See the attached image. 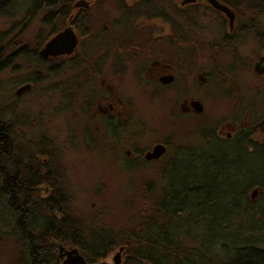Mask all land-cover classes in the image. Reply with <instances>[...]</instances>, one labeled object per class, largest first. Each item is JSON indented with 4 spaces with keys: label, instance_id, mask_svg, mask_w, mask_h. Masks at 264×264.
<instances>
[{
    "label": "rangeland",
    "instance_id": "374dc122",
    "mask_svg": "<svg viewBox=\"0 0 264 264\" xmlns=\"http://www.w3.org/2000/svg\"><path fill=\"white\" fill-rule=\"evenodd\" d=\"M84 1L93 5L92 9L86 10L87 18L94 16L98 22L115 25L121 18L118 9L121 5L116 0ZM239 5L242 7L239 20L248 26L239 34L233 33V44L217 52L218 65L229 73H209L206 84L196 73L195 95L200 96L205 105V112L200 116L189 117L178 109L181 91L177 88L162 91L154 83L153 74L147 77L144 73H134L141 69V57L128 59L120 67L116 54H106L103 73L96 75L95 87L90 73H77L89 69L87 65L72 68L71 63L75 61L60 58L51 64H43L32 59V55H17L11 57L6 69L0 72V124L9 127L11 146L18 152L22 149L33 153L40 162L59 167V179L69 198L70 213L85 227L97 231V235L105 234L114 240L108 257L99 264H115L113 259L122 247L125 249L121 252V264H125L126 256L135 250L134 237L139 235L141 222L153 215L155 202L166 188L165 179L175 175L174 167L165 169L172 159L184 153L202 151L210 141L209 133L225 138L242 127L255 129L256 140L264 143V67L260 66L264 62L261 42L264 40V13L257 14L255 21L253 14L245 16L243 12L248 9L246 6H250V1L244 0ZM81 11L76 9V14ZM27 12L26 7H20L13 16L0 20V47L4 48V58L24 46L34 50L39 43L43 45L52 37V26L43 22L45 11L34 18H30ZM196 17V63L199 68L208 60L207 54L216 53L214 46H211L214 50H209L210 46L204 41L219 44L225 38L227 28L221 27V20L209 11L200 10ZM253 23L256 27H252ZM121 29L116 26L113 32L122 36ZM102 32L100 27L97 31L99 38H109ZM108 44L100 41V45H104L100 47L101 56L107 52ZM66 70L69 73H64ZM25 87L28 88L19 93ZM107 101L116 103L120 110L121 103L126 104L129 110H122L124 118L101 117L98 105L103 104L101 112L108 114ZM106 122L116 125L113 131ZM161 143L168 145L164 158L146 162L144 155ZM191 161L187 163L190 173L201 175L210 184L215 181L217 170L204 169L197 156ZM176 165L180 167V163ZM218 187L221 194L216 189L208 190L203 207L208 214L206 221L216 220L222 225L209 226L211 223L207 222L208 226L204 224L196 228L194 223L190 224L191 230L201 235L204 245L213 252L215 264L228 259L221 244L230 249L237 244L241 247L252 244L264 249V230L248 233L243 227H228L222 223H236L238 220L226 214L222 196L232 186L222 179ZM239 187L243 189L242 184ZM254 190L258 189L252 188L250 197ZM260 195L259 191L255 199L251 198L255 204L260 202ZM2 204L4 217L10 220L6 202ZM189 211L196 216L192 207ZM155 217L164 221L162 214ZM259 217L243 219L249 220L248 227L254 230L263 226L264 217ZM10 221L2 232L4 236L5 231L12 229ZM185 238L180 235L176 243L187 252L197 247L195 241ZM16 250L13 240L1 239L0 262L19 264ZM58 252L60 254V248ZM201 255H205L204 249Z\"/></svg>",
    "mask_w": 264,
    "mask_h": 264
},
{
    "label": "trees",
    "instance_id": "16d2710c",
    "mask_svg": "<svg viewBox=\"0 0 264 264\" xmlns=\"http://www.w3.org/2000/svg\"><path fill=\"white\" fill-rule=\"evenodd\" d=\"M78 1L81 0H0V20L13 16L18 8L26 7L30 18L45 11L43 22L52 26V34L66 26L72 16L70 22L82 34L81 17L84 14L88 23L84 35L91 36L98 21L94 16L87 18L86 10L76 14ZM249 1V7H253L254 0ZM260 6L263 13L264 0L260 1ZM9 61L8 57L4 58V51L0 47V72L6 69ZM76 63H71L72 68H77ZM255 135L256 130L249 127L240 128L231 140L209 133L210 141L202 151L184 153L172 159L165 169L174 167L175 175L165 179L166 188L155 202L153 215L141 222L139 235L134 237L136 248L126 256L125 264H215L213 252L204 245L201 235L191 230L190 224L194 223L196 228L207 225L208 214L203 201L207 198L208 190L219 188L218 183L222 179L232 186L222 193L226 214L233 215L238 222H225L222 219L221 222L228 227H243L248 233L264 230V221L261 229L254 230L248 227L249 220L244 221L259 215L264 217V143L258 142ZM12 147L9 127L0 124V241L3 238L14 241L18 263L61 264L58 254L60 247L78 249L88 264H99L105 260L114 246V240L105 234L97 235V231L85 227L70 213L69 198L59 179V167L51 162V165H47L33 153L22 149L18 152L16 147ZM195 156L202 161L204 169L217 170L212 184L206 178L203 180L201 175L189 172L187 163ZM178 163L180 167H177ZM241 184L243 189L239 187ZM252 188L261 192L257 205L249 196ZM3 201L13 223L12 229L5 231V236L2 232L11 221L4 217L1 209ZM190 207L194 209L195 217L191 215ZM161 214L164 221L155 217ZM209 223V226L216 227L221 224L216 220ZM180 235L195 241L197 247L188 252L184 250L176 243ZM202 249L205 255H201ZM221 250L228 256L227 261L221 264H264V249L252 244L243 247L237 244L233 249L221 244Z\"/></svg>",
    "mask_w": 264,
    "mask_h": 264
},
{
    "label": "flooded vegetation",
    "instance_id": "af4514ba",
    "mask_svg": "<svg viewBox=\"0 0 264 264\" xmlns=\"http://www.w3.org/2000/svg\"><path fill=\"white\" fill-rule=\"evenodd\" d=\"M120 3L118 9L121 12V18L112 23L98 22L93 29V35H84V30L88 27L86 23V17H81L83 33L75 28L70 22L73 16L67 21L66 26L55 34L51 33V38L41 45L37 46L34 50L28 49L27 46L19 48L17 51L9 55L15 57L17 55H26V57L32 55V59L40 61L41 63H50L56 59L62 61H76L78 68L87 65L89 69L79 70L77 73H90L92 83L96 86V75L103 73L104 58L107 55L116 54V57L121 63L117 66L122 67L124 61L135 60L139 57L143 58V64L141 69L134 73H144L147 77L153 74L154 83L162 90L177 88L181 91L178 96V109L189 117L200 116L205 112V105L200 96L195 95V77L196 73H199L203 83L208 81L209 73H229L225 69H221L217 62V52H222L227 49V46L233 44V33L243 32V29L248 26V23L239 20V11L242 8L239 3L244 0H216L220 5L228 7L233 13V23L231 24L230 17L227 13L216 9L209 0H194V2H187V0H116ZM261 0H254L255 5L253 7L246 6L248 9H244L245 16L253 14V19L257 14L261 13ZM79 2V1H78ZM88 2V1H87ZM93 5L88 2L87 7L80 8L81 10L92 9ZM78 10V8L76 7ZM252 9V10H249ZM197 10H205L218 16L221 20L220 26L227 28L225 38L219 44H208L204 41V44L210 46L209 50H214L216 53L210 52L208 60L203 63L202 66L197 68ZM82 12V11H81ZM154 20H158L153 22ZM255 20V19H254ZM256 21V20H255ZM252 22V21H251ZM255 23V22H254ZM252 27H256V24ZM101 25V26H100ZM68 26H71L78 38V44L74 52L70 55L62 56H48L44 57L41 51L44 49L46 43L50 41L59 32L63 31ZM116 26L122 27V36L113 32ZM102 27L104 36L109 35V38H99L100 34L97 31ZM101 33V30H100ZM84 35V36H83ZM100 41L109 43V48L105 55L101 56ZM264 46V40L262 41ZM203 43V41H202ZM214 46V49L211 47ZM111 49L113 51H111ZM4 51V48H2ZM264 51V48H263ZM107 54V55H106ZM116 66V64H115ZM260 66L264 67V62L260 63ZM64 73H69L67 70ZM204 74V76H203ZM203 76V77H202ZM152 82V81H147ZM201 83V85L203 84ZM105 84V82L103 83ZM26 88V87H25ZM28 88V87H27ZM108 102V101H107ZM195 102H200L203 106V112L198 114L194 107ZM109 113L104 111L103 104L98 105V112L101 117H113L116 119H122L123 111L129 110L126 104L121 103V109L116 103L108 102ZM107 111V110H106ZM107 126L113 131V126H116L113 122H106ZM264 130V127H263ZM237 132L228 133L225 138L218 137L224 140H231ZM114 134V132H113ZM166 146L168 151V145ZM155 147V146H154ZM153 147V148H154ZM166 151V154H167ZM150 152V151H148ZM147 152V153H148ZM146 153V154H147ZM130 154V152L128 153ZM146 154L144 160L146 162H155L164 158V154L159 160L148 161L146 160Z\"/></svg>",
    "mask_w": 264,
    "mask_h": 264
},
{
    "label": "water",
    "instance_id": "95a60500",
    "mask_svg": "<svg viewBox=\"0 0 264 264\" xmlns=\"http://www.w3.org/2000/svg\"><path fill=\"white\" fill-rule=\"evenodd\" d=\"M212 5L222 11L227 13V15L230 17L231 24L233 23L234 15L233 13L228 9V7L220 5L216 0H209ZM187 2H194V0H187ZM88 2L87 1H79L76 3L77 8L87 7ZM78 44V38L74 31V29L71 26H68L63 31L59 32L56 36H54L50 41H48L44 47V49L41 51V54L44 57L48 56H62V55H70L74 52L75 48ZM26 88H23L19 91V93L24 92ZM194 107L196 109V112L198 114H201L203 112V106L200 102H195ZM166 146L162 144L156 145L152 151L148 152L146 154V160L148 161H155L159 160L164 154H166ZM259 191L254 190L252 193L251 198L255 199L258 196ZM124 247L120 248V251H124ZM121 252H119L114 257V263L115 264H121L122 257ZM59 258L61 259V264H88L86 258L81 255L80 251L78 249H71L66 250L64 247H60V254Z\"/></svg>",
    "mask_w": 264,
    "mask_h": 264
}]
</instances>
